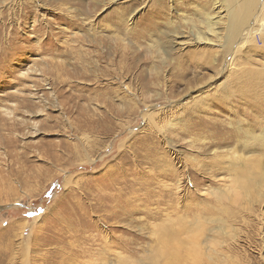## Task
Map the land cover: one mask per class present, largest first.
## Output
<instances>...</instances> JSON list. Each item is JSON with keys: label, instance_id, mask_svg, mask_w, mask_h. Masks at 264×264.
<instances>
[{"label": "rangeland", "instance_id": "374dc122", "mask_svg": "<svg viewBox=\"0 0 264 264\" xmlns=\"http://www.w3.org/2000/svg\"><path fill=\"white\" fill-rule=\"evenodd\" d=\"M215 1L0 0V264H264L261 169L214 153L264 127L262 30L158 34L192 39Z\"/></svg>", "mask_w": 264, "mask_h": 264}, {"label": "bare ground", "instance_id": "6f19581e", "mask_svg": "<svg viewBox=\"0 0 264 264\" xmlns=\"http://www.w3.org/2000/svg\"><path fill=\"white\" fill-rule=\"evenodd\" d=\"M110 1L114 2V3H118L119 0H110ZM137 1H141V0H137ZM163 1H166V0H163ZM187 1H189V0H184V2H187ZM144 4H146V2ZM257 5H259V6H257ZM197 8H198V12L201 16L200 18L203 21L202 25L204 26V31H203L202 27H198V28L196 27L197 30L195 29L194 32H192V39L184 40L183 42H180L178 40V39H182V38L184 39L183 35L181 33L174 31V29H173V31L170 30L171 32H167V31L161 29V30H159L158 34H160L162 37H166V38L169 37V34L172 35L173 37H172L171 42L175 47L181 46L184 44H188V43L195 44V46L199 47L200 45L210 43L211 41H213L212 38L217 39L218 40V41L216 40L217 42H219L220 40H222L224 38V41L222 40L223 41L222 47L224 49H226V51L227 50L230 51L233 48V46H235L236 44L239 43V41L244 39V34H245L246 29L249 32H251V31L255 32L258 30H262V27H263V23H264V0H216L215 6L213 9V12L216 13V16L211 15L212 12L211 13L205 12L203 9H200L199 7H197ZM140 9L141 8H137V9L132 8L130 10V12H128L127 16L122 15L120 17L121 18L120 21H122L124 23L131 22L134 19V16L136 15V13ZM159 12H160V15L165 14L167 12V5L161 6L158 10L153 11V13H155L156 17H158ZM197 19H199V18H197ZM186 23H187V21H186ZM249 24H251L252 27H248ZM129 26H132V24ZM164 26H166L167 30H169V28H173V26H174L173 21L169 20L168 22H165ZM133 27H130L129 30H127V35L129 34L130 37L134 32ZM146 28L148 29L147 31H149L151 29L152 30L156 29L155 31H157L158 27H157L156 21L146 23ZM119 31H121V30H119ZM150 32L151 31H149L148 33L144 32L142 34L144 36H149L154 41L153 36H155L157 34V32H152V33H150ZM142 38H144V37H142ZM216 41H215V43H216ZM220 43H221V41H220ZM118 45H120V42ZM155 45L157 48H159L157 50H159L158 52L161 54V61L163 63H166V58L168 57V53H169V51L167 50V47L163 46V41H161L160 39L155 40L152 44L150 43L148 46L154 48ZM170 45H171V43H170ZM124 47H126V46H124ZM207 47H208V45H207ZM210 47H211L210 49H212V46H210ZM147 49H148V47H147ZM194 57H196V55H194ZM94 69H95V67H94ZM151 75H153V74H151ZM117 78L122 79L124 77L118 76ZM152 78L160 79V76L158 73H156L155 75L152 76ZM144 98H145V96H144ZM222 99H223V97H222ZM231 110L233 111L234 107H232ZM148 115L151 116V114H148ZM208 120H209V118H208ZM210 124H211V128L216 129V130H217V128H220V125L222 127V124H219V123L210 122ZM239 124H241V123H239ZM174 126H175V123L173 124V122L169 121V122L165 123V125H163V127H161L160 129H164V130L168 129L169 130V129H172ZM257 126H259L261 128L259 133H256L255 130H253V128H251V126H250V128H243L241 125H239L238 130L236 132H234L233 130L228 129V128H226L228 131L224 134H220V133L216 132V137H219L220 135H222V137H220V138H225V140L230 139V141L232 143L235 142V146L231 147L230 149H227V150L224 149L223 151L221 150V152H219L217 150L214 152V153H224V154L218 155V158H219V160L217 161L218 164L222 163V160H228L229 161L228 162L229 163V169H231V170L234 169L235 171L237 168H239V166H243L241 168L242 170L239 172V174H246V173H248L249 169H250L249 172H253L252 169H254V170L255 169H261V173H258L257 175L264 177V127L260 126V125H257ZM154 127H157V126H154ZM236 129H237V127H236ZM214 145H215L214 142L210 143V146H214ZM236 148H237V150H236ZM165 242L166 241L164 240V244H165ZM168 244L170 246L169 242H168ZM165 246H166V244H165ZM169 246H166V248ZM170 255H171L170 260H167V262L165 264H179V262H178L180 260L179 253L174 252Z\"/></svg>", "mask_w": 264, "mask_h": 264}, {"label": "built area", "instance_id": "2783aa9c", "mask_svg": "<svg viewBox=\"0 0 264 264\" xmlns=\"http://www.w3.org/2000/svg\"><path fill=\"white\" fill-rule=\"evenodd\" d=\"M261 33H263V34H257L256 35V42H257V45H259V46H263L264 45V23H263V27H262Z\"/></svg>", "mask_w": 264, "mask_h": 264}]
</instances>
